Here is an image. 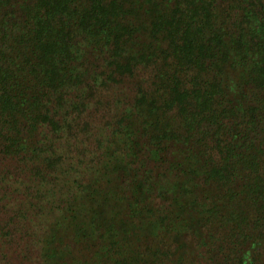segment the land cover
I'll return each instance as SVG.
<instances>
[{
    "label": "trees",
    "instance_id": "1",
    "mask_svg": "<svg viewBox=\"0 0 264 264\" xmlns=\"http://www.w3.org/2000/svg\"><path fill=\"white\" fill-rule=\"evenodd\" d=\"M64 134L44 264H264V0H0V167Z\"/></svg>",
    "mask_w": 264,
    "mask_h": 264
},
{
    "label": "rangeland",
    "instance_id": "2",
    "mask_svg": "<svg viewBox=\"0 0 264 264\" xmlns=\"http://www.w3.org/2000/svg\"><path fill=\"white\" fill-rule=\"evenodd\" d=\"M115 111V108L105 105L88 119L102 128L106 118ZM105 133L100 130L101 135ZM54 141L58 152L61 150L63 160L57 166L60 171L55 167L56 171L50 179L33 178L31 167L12 168L13 163L7 165L10 168L0 167V264H44L46 240L49 239L52 222L61 213L62 200L68 197L70 190L75 189L79 179L82 180L83 175L92 170L85 163L89 159L74 156L69 148L71 142L65 134L62 139ZM39 152L42 159L48 155L45 151ZM35 164L40 163L35 160ZM15 216L17 218L13 220Z\"/></svg>",
    "mask_w": 264,
    "mask_h": 264
}]
</instances>
